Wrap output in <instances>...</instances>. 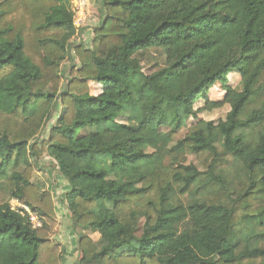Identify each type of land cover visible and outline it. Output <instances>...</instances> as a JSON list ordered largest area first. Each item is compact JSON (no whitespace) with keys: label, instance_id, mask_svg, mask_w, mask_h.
Masks as SVG:
<instances>
[{"label":"trees","instance_id":"trees-1","mask_svg":"<svg viewBox=\"0 0 264 264\" xmlns=\"http://www.w3.org/2000/svg\"><path fill=\"white\" fill-rule=\"evenodd\" d=\"M99 5L87 48L69 0H0V264H62L42 155L69 186L76 264H264V0Z\"/></svg>","mask_w":264,"mask_h":264},{"label":"rangeland","instance_id":"rangeland-1","mask_svg":"<svg viewBox=\"0 0 264 264\" xmlns=\"http://www.w3.org/2000/svg\"><path fill=\"white\" fill-rule=\"evenodd\" d=\"M86 6L84 7V13L83 15H79L77 11L75 10L74 4H76V0H69V6L74 14L73 18V26L76 29V31L80 30V33H76L74 37L70 40V42L78 44L80 42L86 43L85 46L87 48L90 47L91 38H92V29L96 27L102 18L103 11L100 8L99 0H85ZM78 16V17H77ZM76 19H82V22L79 25H74V21ZM72 57V55H71ZM74 58V57H73ZM75 63L78 64L77 60L74 58ZM70 61L69 59H66L62 62L60 66V71H67L69 70ZM68 76V74H66ZM229 82L233 86H237L239 82V78L235 76L229 77ZM62 86V85H61ZM62 88V87H61ZM90 92L91 94L95 95L99 92L100 88L98 85L90 84ZM222 97V88L219 85H216L213 90L210 92V99L211 100H220ZM200 103H198L195 107H199ZM61 112V108L59 105L55 108L54 112L52 113V116L50 120L46 123L44 128L42 129L40 136L35 138L36 143L41 144L43 141L47 140L48 138V132L50 126H52L59 114ZM225 111L221 112H215L213 114H200L198 116L199 120H212L217 121L218 119L222 118L224 116ZM197 121H194L192 119H189L187 122V127L195 124ZM163 132H168L167 129L162 130ZM186 133V129L181 130L177 136L176 139L182 138L184 134ZM188 162H193L197 164V161L193 156L188 157ZM30 163L33 167V174H32V181L33 183L41 190L49 191L52 194L54 205L57 206L58 210L61 207V209L64 212V215H60V218H57V226L55 228V231L52 235V240L56 244V246L59 248V257L61 259L62 264H76L80 259V255L76 243H75V233L72 230V227L70 225V214L67 211L66 204L64 201V195L68 189V184L62 177L57 173V167L54 164V162L49 159L46 155H42L41 158L35 162L33 160H30ZM11 208L15 211L22 212L21 208L18 206L19 204L13 200H10L9 202ZM66 208V209H64ZM61 211V210H59ZM32 213V212H31ZM33 214V213H32ZM38 218V223L41 226V221L36 214Z\"/></svg>","mask_w":264,"mask_h":264},{"label":"built area","instance_id":"built-area-1","mask_svg":"<svg viewBox=\"0 0 264 264\" xmlns=\"http://www.w3.org/2000/svg\"><path fill=\"white\" fill-rule=\"evenodd\" d=\"M75 1V0H74ZM86 6V1L85 0H76V4H74V7H75V10L77 11V13H78V16L81 14V15H83V13H84V7ZM77 16V17H78ZM82 22V19H76L75 21H74V25H79L80 23ZM13 201H15V202H17L19 205V207L21 208V210H22V214H25V215H27V217H28V219H29V221H30V223L32 224V226L34 227V228H39L40 227V225H39V221H38V218H37V216H36V213H34V212H32L31 213V211L26 207V206H24V205H21L18 201H16V200H13Z\"/></svg>","mask_w":264,"mask_h":264},{"label":"crops","instance_id":"crops-1","mask_svg":"<svg viewBox=\"0 0 264 264\" xmlns=\"http://www.w3.org/2000/svg\"><path fill=\"white\" fill-rule=\"evenodd\" d=\"M68 186V185H67ZM69 190V186H68V189H67V191ZM66 191V192H67ZM64 209H66V208H64ZM59 210H61V211H59ZM59 210H58V208H57V206H55V212H56V215H57V218H60V215L62 216V215H64V212H63V210L61 209V207L59 208ZM75 241V243H76V239L74 240ZM77 246V245H76ZM78 252V251H77ZM76 263V262H75Z\"/></svg>","mask_w":264,"mask_h":264}]
</instances>
